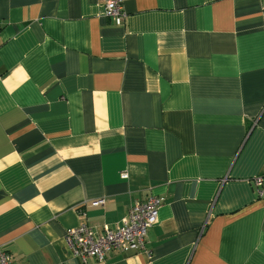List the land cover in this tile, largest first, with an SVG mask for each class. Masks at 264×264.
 <instances>
[{"label":"crops","instance_id":"0c3cea01","mask_svg":"<svg viewBox=\"0 0 264 264\" xmlns=\"http://www.w3.org/2000/svg\"><path fill=\"white\" fill-rule=\"evenodd\" d=\"M124 10L116 24L104 0H0V250L264 264V0ZM150 195L163 202L146 251L72 255L68 229L115 228Z\"/></svg>","mask_w":264,"mask_h":264},{"label":"built area","instance_id":"2783aa9c","mask_svg":"<svg viewBox=\"0 0 264 264\" xmlns=\"http://www.w3.org/2000/svg\"><path fill=\"white\" fill-rule=\"evenodd\" d=\"M105 15L116 24H122L127 13L124 0H104ZM127 177V173L122 174ZM253 184L258 198L264 202V174L256 175ZM163 198L150 195L145 200L135 201L122 219L119 226L112 228L104 225L100 233L87 223L68 229L66 243L73 256L83 262L89 257L106 261L107 255L113 251L122 253H140L146 251V237L149 229L158 221V212ZM106 199L93 201L94 206H104ZM0 264H12V255L0 250Z\"/></svg>","mask_w":264,"mask_h":264}]
</instances>
